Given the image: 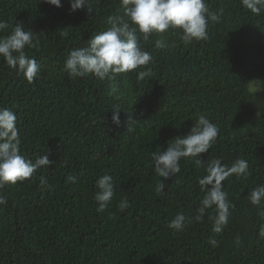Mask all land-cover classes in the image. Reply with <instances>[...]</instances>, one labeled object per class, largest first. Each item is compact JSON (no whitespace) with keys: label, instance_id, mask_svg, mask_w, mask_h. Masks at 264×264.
<instances>
[{"label":"trees","instance_id":"obj_1","mask_svg":"<svg viewBox=\"0 0 264 264\" xmlns=\"http://www.w3.org/2000/svg\"><path fill=\"white\" fill-rule=\"evenodd\" d=\"M206 3L222 11L218 23L209 22L207 40L185 45L178 30L153 34L140 41L152 55L147 65L100 80L69 77L64 62L111 27L108 17H123L120 0H88L90 13L70 11L69 0L59 8L0 0V19L10 25L0 36L12 24L32 30L39 44L25 51L40 65L29 83L0 58V108L17 115L20 154L52 162L0 189L7 200L0 206V264H264V200L249 199L264 185V91L249 90V81H264V12L252 13L241 0ZM157 40L167 47L156 48ZM142 71L149 75L141 80ZM116 107L119 126L111 120ZM201 114L219 129L200 155L203 165L181 159V171L157 194L152 153L186 135ZM213 159L227 167L248 162L246 176L222 182L232 205L227 225L211 231L213 206L201 221L169 228L178 213L197 215L205 194L198 180ZM103 175L113 177L114 195L97 213L95 184ZM124 197L130 207L121 211Z\"/></svg>","mask_w":264,"mask_h":264},{"label":"clouds","instance_id":"obj_2","mask_svg":"<svg viewBox=\"0 0 264 264\" xmlns=\"http://www.w3.org/2000/svg\"><path fill=\"white\" fill-rule=\"evenodd\" d=\"M44 3L61 7V0H43ZM243 7L254 14L264 12V0H241ZM70 11L86 9L90 13L88 0H69ZM123 17H108L111 25L106 31L92 36L88 46L72 50L64 62V71L69 77L85 78L89 75L97 79H115L117 75L132 72L147 65L152 60L151 53L145 51L140 41H148L153 34H163L169 29L178 30L180 39L185 45L193 41L208 39L209 22L218 23L221 12L210 11L206 0H120ZM126 17V19H125ZM10 25L0 19V32L6 31ZM39 41L35 39L32 30H25L22 23L12 24L11 32L0 36V58L7 66L24 79L32 83L40 73V65L27 55L26 48H35ZM156 48H165L162 40L155 42ZM147 71L138 73V79L148 76ZM251 93L264 91V81H249ZM113 93L117 89L111 90ZM258 115V114H257ZM112 123L119 126V107L113 109ZM17 115L8 108H0V189L17 184L31 178L41 167H49L52 163L43 154L35 161L20 154V133L16 126ZM219 129L216 124L203 114L199 115L186 135L176 136L171 144L159 153H152L154 172L160 177L155 191L160 194L165 191L164 180L181 171L180 161L192 158L194 163L202 166L204 161L200 155L207 153L216 141ZM206 175L198 180L200 190L204 192L200 200L197 215L191 219L178 213L168 225L175 231L184 229L192 220L201 221L206 210L215 207L212 217L211 231L215 234L222 232L228 223L229 209L232 207L227 194L222 190L223 184L229 176H246L248 162L237 159L231 167L221 163L219 159L211 160L206 166ZM75 182L76 178L70 176ZM46 187L47 182L41 179ZM94 201L98 205L97 213H101L108 206L114 195V181L111 175H103L96 181ZM250 202L259 205L264 200V185L256 186L249 194ZM7 200L0 195V206L6 205ZM127 197L119 203L121 211L129 208ZM264 234V233H262ZM212 246H216L215 238H209Z\"/></svg>","mask_w":264,"mask_h":264}]
</instances>
